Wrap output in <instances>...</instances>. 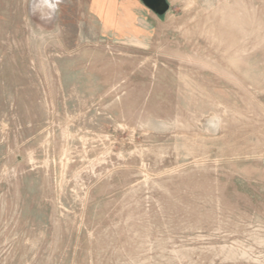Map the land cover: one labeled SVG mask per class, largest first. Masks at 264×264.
<instances>
[{
	"label": "rangeland",
	"instance_id": "rangeland-1",
	"mask_svg": "<svg viewBox=\"0 0 264 264\" xmlns=\"http://www.w3.org/2000/svg\"><path fill=\"white\" fill-rule=\"evenodd\" d=\"M165 2L0 0V264H264V0Z\"/></svg>",
	"mask_w": 264,
	"mask_h": 264
},
{
	"label": "water",
	"instance_id": "water-1",
	"mask_svg": "<svg viewBox=\"0 0 264 264\" xmlns=\"http://www.w3.org/2000/svg\"><path fill=\"white\" fill-rule=\"evenodd\" d=\"M140 1L155 13H163L167 7L165 0H140Z\"/></svg>",
	"mask_w": 264,
	"mask_h": 264
},
{
	"label": "bare ground",
	"instance_id": "bare-ground-1",
	"mask_svg": "<svg viewBox=\"0 0 264 264\" xmlns=\"http://www.w3.org/2000/svg\"><path fill=\"white\" fill-rule=\"evenodd\" d=\"M44 2H46V5H43V6H41V7H39V8H37L38 9V13H44L45 12V9H46V7H47V5H49V6H53V2H54V0H44ZM48 11V10H47ZM40 14V15H41ZM48 14H49V12H48Z\"/></svg>",
	"mask_w": 264,
	"mask_h": 264
}]
</instances>
